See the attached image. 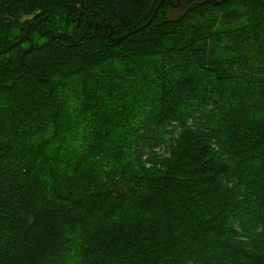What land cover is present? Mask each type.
Instances as JSON below:
<instances>
[{
	"label": "trees",
	"instance_id": "trees-1",
	"mask_svg": "<svg viewBox=\"0 0 264 264\" xmlns=\"http://www.w3.org/2000/svg\"><path fill=\"white\" fill-rule=\"evenodd\" d=\"M157 2L0 0V264H264V0Z\"/></svg>",
	"mask_w": 264,
	"mask_h": 264
},
{
	"label": "rangeland",
	"instance_id": "rangeland-1",
	"mask_svg": "<svg viewBox=\"0 0 264 264\" xmlns=\"http://www.w3.org/2000/svg\"><path fill=\"white\" fill-rule=\"evenodd\" d=\"M158 2H159V0H158ZM158 2H157V4H158ZM175 2V0H170V3L172 4V3H174ZM156 4V5H157ZM178 4V5H177ZM177 4H176V6H172V5H170L169 3L167 4V6H165L164 8H163V10H162V12H163V14L166 16V17H175L176 15H178V13H182V11H181V8H182V1L179 3V2H177ZM156 7V6H155ZM155 9V8H154ZM152 14V13H151ZM180 14H179V16H180ZM151 16V15H150ZM178 16V17H179ZM247 16V15H246ZM246 16L245 15H242V14H240V16L236 19V20H234L233 21V25L232 26H237V27H239V26H241V25H243L244 23H245V19H246ZM212 25H213V30L215 31V30H217L218 29V26L219 27H222V28H229V27H227V26H229V25H223V24H225L224 22H222V21H220V22H216V20H212V23H211ZM222 24V25H221ZM207 29V28H206ZM225 36H224V40H222V41H219V40H221V38H222V36H220V37H218V38H215L214 40H218V42H221V44H222V46L224 47V48H226V44L228 43V41L225 39L226 37H229V34H230V31L228 32V30H227V32L225 31ZM189 36H190V31L189 32H187L184 36H182L181 37V41H186L188 38H189ZM244 45L245 44H242L241 46L242 47H244ZM228 48H230V46H228ZM224 53H225V56L224 57H232V55H227L226 54V52H225V50L223 51ZM239 56H243V55H239ZM248 56V55H247ZM249 57V56H248ZM250 58V57H249ZM251 62H253V61H251ZM257 67L258 68H263L264 67V59L263 60H260V61H257Z\"/></svg>",
	"mask_w": 264,
	"mask_h": 264
},
{
	"label": "water",
	"instance_id": "water-1",
	"mask_svg": "<svg viewBox=\"0 0 264 264\" xmlns=\"http://www.w3.org/2000/svg\"><path fill=\"white\" fill-rule=\"evenodd\" d=\"M161 1H162V0H159L158 4L156 5L155 9H154L153 12H152L150 18L152 17V15L154 14V12H155L156 9L158 8V6H159V4H160ZM224 1H225V0H195V1L191 2V3H190V4H189V5H188V6L182 11V13L180 14L179 18H180V17H181L186 11H188L189 9H191V8L194 7V6L201 5V4H203V3H209V4H213V5H218V4H220V3L224 2ZM167 2H168L170 5H172V6H176L178 0H175V2L172 3V4L170 3V0H167ZM150 18L146 21V23L149 22ZM141 27H143V26H141ZM141 27H140V28H141ZM140 28H138V29H140ZM135 31H136V30H134L133 32H135Z\"/></svg>",
	"mask_w": 264,
	"mask_h": 264
}]
</instances>
